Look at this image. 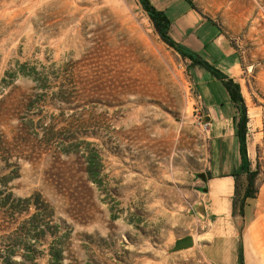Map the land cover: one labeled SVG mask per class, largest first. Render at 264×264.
Returning a JSON list of instances; mask_svg holds the SVG:
<instances>
[{"label":"rangeland","instance_id":"obj_1","mask_svg":"<svg viewBox=\"0 0 264 264\" xmlns=\"http://www.w3.org/2000/svg\"><path fill=\"white\" fill-rule=\"evenodd\" d=\"M191 1L240 58L234 79L262 173L246 219L242 174L234 214L247 264H264V0ZM33 68L43 86L21 72ZM195 68L161 40L139 0H0V140L13 143L21 167L9 187L16 198L39 196L49 212L1 210L0 261L30 251L46 264L53 238H33L36 214L64 221L66 264H212L198 207L214 128ZM186 236L194 245L174 250Z\"/></svg>","mask_w":264,"mask_h":264},{"label":"crops","instance_id":"obj_2","mask_svg":"<svg viewBox=\"0 0 264 264\" xmlns=\"http://www.w3.org/2000/svg\"><path fill=\"white\" fill-rule=\"evenodd\" d=\"M171 21L170 35L179 43L200 54L210 64L235 78L240 67L239 55L223 33L219 23L204 17L187 0H150ZM195 84L207 108L206 118L213 129L210 175L204 201L209 226L208 242L204 244L205 258L212 264H240L239 250L243 248L247 264L246 241L240 243L235 221L237 187L241 176H235L242 161L233 120L237 110L225 88L216 83L208 71L196 67ZM249 200H247L248 202ZM247 207H244L246 219ZM252 264V263H251Z\"/></svg>","mask_w":264,"mask_h":264},{"label":"trees","instance_id":"obj_3","mask_svg":"<svg viewBox=\"0 0 264 264\" xmlns=\"http://www.w3.org/2000/svg\"><path fill=\"white\" fill-rule=\"evenodd\" d=\"M188 3L196 9L191 0H187ZM143 10L150 18L153 26L160 36L161 40L175 52H177L183 59H189L193 66L202 68L213 75V77L220 81L225 88L231 102L234 104L237 110V116L233 120L235 136L239 143V152L241 156L242 165L235 176L246 175V188L242 195V199L239 203L240 213L244 214V207L247 200L253 199L258 193L256 187L258 176L262 173V165L258 157L257 167L253 169L252 162L249 156L248 145H247V134H248V113L245 99L242 93V88L239 82L234 78L230 77L227 73L218 69L214 65L210 64L200 54L187 47L186 45L177 42L170 35L171 21L167 14L163 11L158 10L150 0H139ZM197 10V9H196ZM22 74L27 76L34 82L41 83V79L38 77L39 72L33 68L32 71H25L22 69ZM42 84V83H41ZM43 86V84L41 85ZM13 143L7 139L0 140V211H13L15 213H22L24 210H28L30 206H34L38 210H43L44 213L48 210V205L43 201H40L39 196H31L28 198H16L14 193L10 191L9 184L13 180L20 177V164L18 160L20 157L15 155ZM15 157L16 161H11ZM29 160V159H28ZM89 178L97 183L95 173L89 170ZM237 205V204H236ZM49 212H47V215ZM36 214L34 218H31L29 222L32 224V232H35L33 238L35 240H46L47 236L52 237V242L47 248V252H42V256H47L46 264H66V248L65 240L69 233L61 235L60 228L61 221L59 223L51 225L48 222H40L36 220ZM29 248H33L30 246ZM29 250V249H28ZM36 249H32L35 251ZM16 254V251L12 250L6 257L0 261V264H39L37 257L31 256L30 251H26L21 254L20 260H14L12 255ZM239 263L245 264L243 248L239 250Z\"/></svg>","mask_w":264,"mask_h":264},{"label":"water","instance_id":"obj_4","mask_svg":"<svg viewBox=\"0 0 264 264\" xmlns=\"http://www.w3.org/2000/svg\"><path fill=\"white\" fill-rule=\"evenodd\" d=\"M198 211L201 215H205V210L202 205L198 207ZM194 245V239L191 236H186L184 238L178 239L175 243L174 250H181L189 248Z\"/></svg>","mask_w":264,"mask_h":264}]
</instances>
